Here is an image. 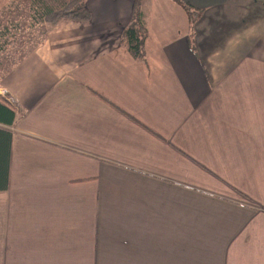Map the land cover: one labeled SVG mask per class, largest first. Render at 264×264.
<instances>
[{
    "label": "crops",
    "instance_id": "obj_1",
    "mask_svg": "<svg viewBox=\"0 0 264 264\" xmlns=\"http://www.w3.org/2000/svg\"><path fill=\"white\" fill-rule=\"evenodd\" d=\"M182 1L135 58L136 0H84L0 75V264H264V0Z\"/></svg>",
    "mask_w": 264,
    "mask_h": 264
},
{
    "label": "rangeland",
    "instance_id": "obj_2",
    "mask_svg": "<svg viewBox=\"0 0 264 264\" xmlns=\"http://www.w3.org/2000/svg\"><path fill=\"white\" fill-rule=\"evenodd\" d=\"M67 0H0V75L20 60L50 27L43 14Z\"/></svg>",
    "mask_w": 264,
    "mask_h": 264
},
{
    "label": "trees",
    "instance_id": "obj_3",
    "mask_svg": "<svg viewBox=\"0 0 264 264\" xmlns=\"http://www.w3.org/2000/svg\"><path fill=\"white\" fill-rule=\"evenodd\" d=\"M182 8L187 12L190 19L192 16H199L200 10L192 8L182 0H175ZM141 0H136L134 5L133 18L130 24L125 28L122 35V42L126 45L128 51L135 58H142L144 55V40L147 36V29L144 24L143 15L140 12L139 5ZM90 18V14L87 11L84 0H67L60 8L56 10H49V12L43 14L44 21L50 26H54L62 19H70L76 21H87ZM14 119V112L5 104H0V122L5 124H11ZM4 144L6 140V133L2 132ZM7 145L4 146L0 155V182L3 183V187L6 185L7 171L5 169V163L7 162Z\"/></svg>",
    "mask_w": 264,
    "mask_h": 264
}]
</instances>
